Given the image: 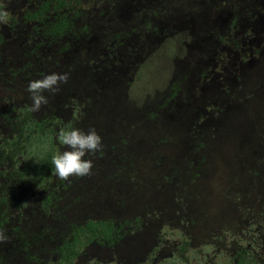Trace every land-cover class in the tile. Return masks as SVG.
Listing matches in <instances>:
<instances>
[{
  "label": "rangeland",
  "instance_id": "rangeland-1",
  "mask_svg": "<svg viewBox=\"0 0 264 264\" xmlns=\"http://www.w3.org/2000/svg\"><path fill=\"white\" fill-rule=\"evenodd\" d=\"M42 1L0 0V136L31 111L29 81L69 73L31 113L95 128L103 149L45 188L0 164V264L56 261L91 219L123 237L75 264H264V0H64L58 37L25 19Z\"/></svg>",
  "mask_w": 264,
  "mask_h": 264
},
{
  "label": "trees",
  "instance_id": "trees-1",
  "mask_svg": "<svg viewBox=\"0 0 264 264\" xmlns=\"http://www.w3.org/2000/svg\"><path fill=\"white\" fill-rule=\"evenodd\" d=\"M64 6V0H43L37 9L25 14V19L45 24L46 33L51 37L64 36L73 28L72 20L60 12ZM53 10L57 12L56 18L49 21ZM16 112L13 118L7 119L11 131L0 136V164L10 163V174L22 186L45 188L55 174L52 157L60 154L59 121L54 117L37 119L28 107ZM122 237L121 228L111 220L91 219L73 225L58 248L57 260L48 264H75L91 244L112 246ZM226 264H255V261L246 252H239Z\"/></svg>",
  "mask_w": 264,
  "mask_h": 264
},
{
  "label": "clouds",
  "instance_id": "clouds-1",
  "mask_svg": "<svg viewBox=\"0 0 264 264\" xmlns=\"http://www.w3.org/2000/svg\"><path fill=\"white\" fill-rule=\"evenodd\" d=\"M69 73H51L41 79L29 81L27 91L32 101L31 111L38 112L49 100L45 92L56 94L60 91V85L66 84ZM58 140L67 146V150L52 157L54 172L58 179L68 180L72 176L84 177L91 174L94 166L91 159L85 156L103 149V138L95 128L87 132L78 128H61L58 132ZM5 230H0V241H7Z\"/></svg>",
  "mask_w": 264,
  "mask_h": 264
}]
</instances>
